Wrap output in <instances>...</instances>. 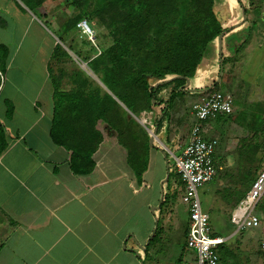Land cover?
<instances>
[{"label":"crops","instance_id":"0c3cea01","mask_svg":"<svg viewBox=\"0 0 264 264\" xmlns=\"http://www.w3.org/2000/svg\"><path fill=\"white\" fill-rule=\"evenodd\" d=\"M45 6L47 9L48 5ZM253 8L256 7H251V13H255ZM232 14L224 22L225 29L231 28L222 43V56L229 71L226 85L235 77L233 71L246 77L240 62L248 54L241 52L242 48L251 49L252 65L258 47L264 45V39L254 41L257 21L228 25L237 19V7ZM261 16L264 21V13ZM17 17L27 18L24 33L30 24H35L19 0H0V43L12 47L1 74L5 81L0 85V145L5 143L0 154V264H145L140 259L143 251L147 254L155 219L158 221L155 209L165 202L161 185L157 186L163 178L160 161L164 160L165 149L174 155L181 151L180 137L171 122L176 107L170 121L158 127L152 144L150 137L156 124L153 116L160 113L163 105L136 117L140 126L126 129L122 136L98 123L103 139L93 153L95 165L88 173H74L70 166L71 152L55 143L51 136L55 105L53 73L58 71L54 64L52 69L50 66L60 38L47 37L36 23L46 41L39 44L32 39V50L21 54L18 38L21 23ZM218 40L212 41L201 64L217 60ZM42 47L44 54L40 53ZM199 71L200 67L196 75H200ZM254 76L251 74L248 83L255 87L251 101H258L263 95L264 73L261 84ZM66 78L61 83L64 89L70 88L65 86ZM215 83L200 89L201 95L220 90L214 89ZM235 105L234 100V108ZM203 129L206 137H216L206 132L204 125ZM188 135L189 132L186 141ZM170 142L176 143L178 151L171 149ZM172 211L170 202L164 215L170 225ZM130 239L133 243L129 246Z\"/></svg>","mask_w":264,"mask_h":264},{"label":"trees","instance_id":"16d2710c","mask_svg":"<svg viewBox=\"0 0 264 264\" xmlns=\"http://www.w3.org/2000/svg\"><path fill=\"white\" fill-rule=\"evenodd\" d=\"M66 1L79 11L64 25L59 38L88 63L111 91L78 64L69 73L63 65L53 73L55 105L51 136L55 143L71 152L70 166L76 174L88 173L95 165L93 153L103 139L98 123H104L122 136L126 129L140 126L136 117L154 112L161 105L160 113L164 115L159 120V128L170 120L173 110L170 98L186 91L180 87L196 74L212 41L226 28L224 22L233 17L236 4L246 12L249 10L241 0H234L235 7L228 5L221 14L216 0ZM247 1L249 8L264 2ZM113 8L124 11L116 16L128 12L133 16L132 21L125 19V25L110 44H106L104 36L97 39V47L86 39L91 47L83 50L77 33L79 20L85 17L96 25L101 24ZM110 16L113 19V15ZM62 43L58 42L54 48L51 69L54 63L63 64L72 59ZM65 76L71 79L68 89L61 86ZM160 113L153 116L155 123ZM4 148L5 143H2L0 154ZM259 211L264 217V194L259 201ZM155 234L146 248L148 257L152 256L151 249L158 241ZM224 244L220 245V250L225 248Z\"/></svg>","mask_w":264,"mask_h":264},{"label":"rangeland","instance_id":"374dc122","mask_svg":"<svg viewBox=\"0 0 264 264\" xmlns=\"http://www.w3.org/2000/svg\"><path fill=\"white\" fill-rule=\"evenodd\" d=\"M19 1L35 21V24H30L24 33V23L27 22L25 20L27 18L17 17V21L20 20L21 23L20 31L18 32L21 47L19 53L21 54L27 49H31L32 39L39 41V44H44L46 41L45 38L47 37H52L53 39V35L59 37L63 32L64 25L79 11L75 5L67 3L66 0H45V2L39 0ZM216 1L219 14L225 11L228 5L235 7L234 0ZM241 2L245 3L249 10L247 12L245 10V13H243V7L236 4L239 13L238 17L230 21L228 25L236 22L251 23V20H255L259 25H256L258 28L254 41H263L264 21L261 19V14L264 13V2L261 6H254L256 7L253 8L255 9V13H251V8H249L247 0H241ZM46 4L48 5L47 9ZM45 11L46 13H44ZM119 11L121 13L124 12L122 10H116V8L111 9L107 12L109 14H106V20L97 25L90 21V19L88 20V18H82L87 19L89 26L94 30V34H92L94 40L92 41L80 29L77 23V33L81 41L79 46L83 50H89L91 47L89 41H91L97 47V39L102 38V36H104L106 44H110L113 41L112 37L118 36V33L122 30L125 21L129 19L132 21L133 19V16L128 15V12L123 13L121 16L117 15V17L116 14ZM110 14L113 15V19ZM36 23L42 27L47 37L37 28ZM249 39L251 42V37ZM250 42L248 44L251 45ZM11 48L5 46L4 43H0V85L2 84V86L5 81L2 77L4 64L6 63V57L10 53ZM65 48L67 49L68 47L66 46ZM67 50L71 51L69 53L72 59H68L63 64L54 63L57 71L58 67L63 65L69 73L75 64L80 66L76 60L77 57L83 60L70 48ZM44 52L45 49L42 47L40 53L44 54ZM208 52L205 56H207ZM241 52L248 54L240 62L243 75L246 77H240L241 72L238 76V71H233L235 77L231 78L230 83L226 85L225 79H227L226 75L229 71L227 70L228 68L226 69V64H224L225 57L220 56V45L218 42L217 60L213 63L201 64L199 66L200 75L195 74L192 78H189V89L187 88L182 93L177 92L170 98L171 107H176L171 122L176 127V133L180 137V143L183 144L186 142V135L196 120L193 113V104L200 98L203 92L200 89L206 88L205 86L210 87L216 82L214 89L229 91L233 94L236 105L232 113L224 114L222 117L220 116L221 118L217 117L202 121L204 128L207 129L206 132L213 133L218 139L216 145V161L223 165H221L222 168H219L213 180L199 188V194L203 210L210 214L213 234L227 238L224 244L225 248L220 250L221 260L219 264H264L263 215H259L262 220L259 227L249 228L243 231H237V226L231 219L234 209L250 189L254 178H256L264 167V85L262 86L263 95L260 96L262 99L251 101V91L254 92L255 87L249 84L251 83V74L255 75L254 77L257 79V83L261 84L262 82L263 78L261 75L264 73V70L261 68L262 66L264 67V62L262 63L261 61H263L262 57H264V45L258 47V54H256L257 56L252 65L251 49L246 51L245 48H242ZM89 69L91 68L89 67ZM93 78L96 79L95 77ZM65 82V86L70 87L71 79L69 77L65 79ZM253 98L255 97L253 96ZM125 108L132 113L127 107ZM170 147L175 152L178 151L176 143L170 142ZM164 151L166 155H164V160L162 162L160 161L159 167V169H162L163 178L161 183L158 181L157 186L161 185L165 202L161 207L158 204V208L155 209L158 221L155 219V224L151 232L152 234L157 228L155 235L159 241L151 249L153 251L152 256L148 257L143 251V259L140 260L145 262V264H198L197 252L187 246L185 231L189 226L190 212L188 204L182 200L183 185L180 175L176 171L175 155L169 149H165ZM170 202L173 209L169 215L171 218L170 222H173L171 225L170 223L168 224L167 220H164L166 218L164 215L168 210V204ZM151 209L153 208L151 207ZM254 211L257 214L260 212L259 204L255 207ZM132 243L133 239H130L128 245L130 246ZM156 248L157 253L155 252Z\"/></svg>","mask_w":264,"mask_h":264},{"label":"built area","instance_id":"2783aa9c","mask_svg":"<svg viewBox=\"0 0 264 264\" xmlns=\"http://www.w3.org/2000/svg\"><path fill=\"white\" fill-rule=\"evenodd\" d=\"M78 26L94 40V30L87 19H81ZM233 109L234 99L230 93L222 90L203 93L193 104L196 120L189 131L188 139L183 144L179 143L181 151L175 155L176 171L183 185L182 200L188 204L190 212L187 246L197 252L198 264H219L220 245L227 240L224 236L213 234L210 214L203 210L199 194V188L213 180L219 168H222L216 161L218 139L205 136L202 121L229 114ZM263 194L264 167L232 213L231 219L236 224L237 231L261 225V217L254 209Z\"/></svg>","mask_w":264,"mask_h":264},{"label":"water","instance_id":"95a60500","mask_svg":"<svg viewBox=\"0 0 264 264\" xmlns=\"http://www.w3.org/2000/svg\"><path fill=\"white\" fill-rule=\"evenodd\" d=\"M243 13H245V8H243ZM239 23H235L234 24V26H237ZM229 28H231V26L230 27H228V29ZM228 29H224L223 31H222V33L218 36V39H219V42H220V56H222V43H223V36L227 33V31H228ZM59 42H60V40H58ZM68 49V48H67ZM70 51V50H69ZM70 53H71V51H70ZM76 59V58H75ZM77 61H78V63L81 65V67L82 68H84L87 72H89L91 75H94V77L106 88V89H108L107 88V86L105 85V84H103V82L97 77V75H95V74H93V72L89 69V66H88V64H87V62L86 61H83V60H80V59H76ZM80 61H82V63L80 62ZM170 79H168L167 81H169ZM189 84H190V80H189V78H187V82L185 83V85L184 86H182V87H180V89H189ZM109 90V89H108ZM109 92H111L110 90H109ZM164 115V113H161L160 114V116L158 117V121L156 122V124H155V127L153 128V130H152V135H151V137H150V144H152L153 143V140H154V137L156 136V134H157V131H158V127H159V120L161 119V117ZM136 117V116H135ZM157 229V228H156ZM155 229V230H156ZM155 234V231L152 233V236ZM148 242H150V239H149V241Z\"/></svg>","mask_w":264,"mask_h":264},{"label":"bare ground","instance_id":"6f19581e","mask_svg":"<svg viewBox=\"0 0 264 264\" xmlns=\"http://www.w3.org/2000/svg\"><path fill=\"white\" fill-rule=\"evenodd\" d=\"M82 63V61H80Z\"/></svg>","mask_w":264,"mask_h":264}]
</instances>
